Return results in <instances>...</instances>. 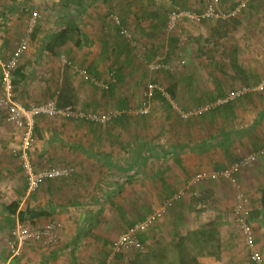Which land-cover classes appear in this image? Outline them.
Returning <instances> with one entry per match:
<instances>
[{"label": "rangeland", "instance_id": "rangeland-1", "mask_svg": "<svg viewBox=\"0 0 264 264\" xmlns=\"http://www.w3.org/2000/svg\"><path fill=\"white\" fill-rule=\"evenodd\" d=\"M150 1L154 2V0H149V2ZM241 1L243 0H222V9L228 12L234 9ZM177 4V6L191 11L203 10L201 0H178ZM175 6L176 4L164 3L160 6L159 10L157 8L151 9L154 10L155 13L160 11L164 14L170 12ZM96 7L97 6L94 8ZM102 8L104 16L102 19L106 22V17L108 18L110 8L107 6H102ZM251 11L254 12L252 13ZM114 12H116L122 20L125 16L135 17V15L128 12V8H124L123 11L115 9ZM249 15L261 18V16H264V8H259L256 13L255 9H251L250 6H247L238 16L232 17L227 21L218 19L207 21L200 25H194L184 21L181 23L179 32H177L176 35L170 39L169 35L166 34L164 30L165 28L163 30L161 29L162 34H159L157 40L159 41L161 39L160 44L163 43L164 48H168V50L172 53V57L169 59L172 64V70H170L169 73H156L148 71L149 69L147 68V63L149 56L147 55L150 54L151 50L154 49L155 46L151 42L146 44L143 41H139V49H134L133 54L131 53L130 56L131 62L133 63V65L131 64V67L133 69L129 72L126 71L119 83L114 82L106 89H100V87L96 84L83 87L85 90H88V93L90 92L89 94L91 96L100 100L99 107L96 110L92 108L93 111L102 113L117 111L121 114L124 113L118 108V104L120 100L124 99L122 95L126 93L125 98L130 101L128 114L134 117L135 115H133L132 112L142 103L147 83L150 80L156 79L167 91V87L176 84L175 82L178 78H180V76L188 74L190 70L194 68L200 69L198 75H201L202 79L205 81L201 80V87H199L202 90H206L205 92H200L201 96L199 98L200 101L203 102L209 99L208 95L213 94L211 96H214V93H218V82L222 83L223 88L225 87V89L232 88L233 90L245 86H249L254 89L257 88L262 82H264V23H252ZM54 17L57 16H54L52 12H48V14L45 12L44 15L42 13L40 25L37 23L34 28L37 29V26H39L40 29L45 32L47 28L51 27L52 22L50 19ZM59 17L60 14H58L59 21L54 18L56 20L55 22H57L56 25L59 30H64L63 27L66 23L61 20V17ZM130 20L132 21L126 20L125 18L129 28L135 32L134 35L137 36L135 28H139L140 24L141 27H143V25L136 19ZM262 21L264 22V19H262ZM148 23L149 22L146 24ZM80 25L83 27L81 26L79 29L83 32L86 28L84 26L85 24L80 23L79 26ZM97 26V30L98 32H101V34L105 31L108 33L114 32L113 34H115L114 29L111 28L109 24H107V27L104 25L102 27V24L98 23ZM261 28L263 30L260 31ZM250 31L259 32L255 36H251L249 35ZM78 35L80 36L82 33H75V36ZM172 38L178 40L176 46L170 45ZM112 41L113 40L111 38V42ZM72 44L71 39L68 41V44L60 50V52L62 51V53L66 54L65 56L70 59L73 57ZM171 49H175V52L176 50L182 49L184 58L186 59V66L178 67V60L174 51ZM94 54L98 53L95 51H87V48H82V50L75 55V58L77 59L76 62L79 63L87 57L88 59L97 58L95 61L97 66L102 63L104 64L103 68L107 71L104 81H111L109 73L114 69L115 60L107 59L106 54H102L100 56H95ZM57 57L54 56V58L50 57L48 59L52 58L51 63H55L57 65V71H59V60ZM100 59H102L103 62H101ZM91 62H94V60ZM45 70L50 71V67H45L42 72H45ZM70 70H67L65 74L62 75L64 77H61L64 80V84L67 82V92L71 95L70 99L72 101L76 97L72 92V87H74L72 80L77 82V79L73 77L72 74H74V72ZM57 75L60 77L61 73L57 72ZM214 76L215 78L221 76L223 80L213 82ZM208 78H210V81L213 82L212 87L209 86V81L207 82ZM115 84L117 85V92L114 93V97H110L109 89L111 86H116ZM178 87L179 89H182L177 91V95L175 99H173L174 106H176L177 109L172 107L173 116L176 118L180 117V111H186L194 105L192 99L190 98V92L186 89V84L184 86L178 84ZM183 87L185 89H183ZM91 102L92 101H88L83 98L80 102H72V104H76L80 108H85L84 106ZM254 102L256 103H253L252 106H249L250 102L249 104L247 103L244 109L241 106L237 108L236 115L233 117L232 122H229L238 132H240V135H238L236 140H231L227 149L231 152L230 155L232 156L228 155L225 148L218 144L219 142L223 143L222 138H218V133L222 132L230 135V133H228V128L230 126L227 127L224 124L221 129H209V131L206 132L205 137V133H200L201 140H199V143L203 141L208 143L211 138H215L217 142V145L211 148L208 153L200 154L195 149V153H189L188 151L183 152L179 148H174L171 152H176V155L174 154L175 156L172 157L173 159L167 160V164L165 166L156 159L151 158L147 163V168L151 173V176H146L145 173L143 175L144 179H148L147 182L140 181L137 178L133 179V183L132 181H130V183L128 182L130 177L131 179L134 178L136 168L130 171L129 174H119L118 177H116L117 174L114 172H107L108 177L105 176L103 179L107 183L106 188L109 186L111 191L110 202H120L123 198L124 202L122 204L124 205L126 203V206L128 205L129 207H132V210L129 211V214L126 215L125 219L121 217L122 213H118L117 209L111 206L110 203V205L106 207L105 215L99 221V223L101 222V225H103L102 228L104 231H96L92 228V225H89V227L87 226V221L90 220V217L87 215L82 216L77 214L79 212H75L74 214V211L68 210V205H72V201L70 200H67L66 202L62 200L59 207H64L63 211H60V216H56L52 219L59 221L63 218L61 222H59L62 223L66 221L65 223H68L69 226H71L72 222L75 223L80 221V225H84V230L80 233L83 236V244L76 250L78 255L82 254L89 258L92 262L90 264H105L104 252H108L111 249L114 239L124 232L121 228H123L124 224L127 223L126 221L131 220V224H133L137 221H133L135 220V213L137 211V215L140 214L139 219H141L153 211V209L157 208L159 203L165 201L164 199L166 196H164L163 192H158L157 188V186L160 187L164 184L160 178L156 177L158 169L161 170V168L164 167L165 172L162 177L165 183L172 182V178L179 180L180 182L174 180V187L179 189L184 187L188 181L199 172L219 169L220 166L217 165V162L223 160L222 157H225L224 159L228 162L225 165L230 166L235 162V159H239L242 156L248 155L250 152L258 149V145L254 147L251 146V141L253 136H264V98L260 99L257 97ZM151 105L150 114L152 118H159L161 110L156 108L157 106H154V104ZM4 112V108L0 105V207L4 204L12 203H18L20 206L22 203L24 205L25 202L27 184L21 163L12 155L13 148L19 142L20 133L17 128L13 126V124L8 122L6 112ZM220 114H224V111H220ZM62 124L63 121L59 120V118L53 117L48 118L45 126L48 128H54L62 127ZM77 125L76 123H72V134L65 131L66 134L63 136L64 140L60 143V146H58L60 150L59 157L57 159L56 156H53L57 159V162H54V159L51 158L50 163L43 164V166L39 169L72 165L77 168L79 160L85 159L86 162L87 160L90 162L89 160L93 158V160L99 161L100 154L104 155V153L106 154V151L114 153L119 162H121L120 165H122V167L128 165L126 153H119V148L117 145L115 146V143L110 144L106 142L105 147H103L104 151L92 150V152L88 151L87 155L84 154L85 148L91 150V144L87 142V137L84 134L88 133V128L86 125H84L85 129L78 127ZM42 127L43 126H41V128ZM163 128L164 126L162 125V127H159L158 130L160 131ZM75 133H79V135H81L78 136ZM112 135H114V133ZM114 136H116L115 141H118L119 136L116 133ZM224 136L226 137V135ZM105 141H108V139ZM176 142V139L171 140V143ZM72 143L79 145L72 146ZM35 144L36 145L33 151L37 150L35 153L39 154L41 147L39 148L38 146H41L42 143L37 141ZM80 146L82 147L79 148ZM98 147L101 148L100 145ZM47 157L49 158L50 156ZM206 160H209L207 161L209 165L204 167L203 162H206ZM100 161L102 162V159ZM93 164L101 165V163L96 162ZM190 167H193V169L190 170ZM237 178L238 180L236 181V185H233L223 179L216 181H204L202 183L200 182L195 184L182 201H180L177 205L175 204V207L173 206L172 209L167 211L163 220L155 226L157 231H154L156 228L153 227L145 233V250L143 252H134L130 254L129 262L126 264H158L159 261L155 259L154 252L158 255H163L165 258L167 256V260L172 261L171 263L179 262V248L173 243V240L178 241L177 244H181L182 242V247H186L189 251H191V254L194 255L193 257L197 260V264H251L243 237L234 220L233 205L237 189L245 192L251 201L250 216L253 220L254 227L255 225L258 226L257 233L260 229L264 231V212L260 210L261 192L264 189V157L260 158L251 168L243 170ZM119 180L121 181V187L119 183L118 185L116 183ZM71 181L72 180L56 181V185L51 184L49 189L59 190L62 186H68L71 184ZM101 183L105 185L104 181H101ZM118 187H120V189ZM46 188H48V186ZM94 188L96 187H92V189L90 188V191L87 190L88 193H86V198L84 199V201H87L85 205L89 203V199H91L90 202L94 199L93 194L98 191V189ZM102 188L107 190L104 186ZM119 190L121 192L119 194L116 193ZM112 191L114 193H112ZM35 193H33V195ZM154 193L158 194L157 198L151 197ZM130 194H134L133 200H135L139 194H146L147 199L141 203L136 200L138 201L137 206H131L132 202L127 201ZM33 203H39L36 197L33 198ZM98 203H100V201ZM161 229H163V231H161ZM156 232L159 234L155 235ZM11 233L12 230L9 231L8 229H4L1 231L0 240L4 242L5 238L8 239L11 237ZM259 238L260 237L257 239L256 235L257 244L259 243L258 247L263 252L261 248L264 249V232L262 235L263 240L261 241ZM120 259L115 260L114 264H122ZM192 264L196 263L193 262Z\"/></svg>", "mask_w": 264, "mask_h": 264}, {"label": "trees", "instance_id": "trees-1", "mask_svg": "<svg viewBox=\"0 0 264 264\" xmlns=\"http://www.w3.org/2000/svg\"><path fill=\"white\" fill-rule=\"evenodd\" d=\"M164 3L176 4L174 9L180 8V10H187L183 7L177 6L178 0L156 1V8H158V10H159L160 6ZM201 6H203V10L192 11V12H195L198 14H203L204 8H205L204 0H201ZM174 9H172L170 12L164 13V14L162 12L158 11L156 13V19L154 20V22L150 21L148 24H146L148 22V18H144V21L143 20L140 21L142 23L143 27H141V24H140L139 28L142 30H145V28L149 29L151 33L144 32V35L147 36L148 39H146L141 34V32H140V34L136 33V35L138 34L140 36V37H137L134 35L136 40L138 41V43H139V41H142V40L143 41H150L155 46V48L151 50L150 54L147 55V56H149L148 62L153 60V58L156 57L157 55H164V56H166V62L171 64V61L169 59L172 57V53L170 52V50H168V48H166V47L164 48L163 43L160 44L161 39L159 41L157 39H158L159 34H162L161 29L163 30L165 28L164 30L166 32L169 14ZM114 10H115V8H110L108 18L106 17V22H105V20L101 21V24L103 23V25L105 27H107V24H109L111 26V28H113L115 31V34H113V35L110 34V36H112V37L116 36L115 42H116L117 46L115 47V49L112 52H110L108 50V52H106L105 54H106L107 59H109V60L114 59L115 60V66L113 69L114 71H112V72L110 71L109 75L111 76V78H110L111 80H113V78H115L116 83H119L121 81L122 77L124 76V73L126 71L129 72V71H131V69H133L131 67L133 65V63L130 62V60L128 58L131 56V53L133 54L134 49L127 42V40L121 36L120 27L113 21L112 16H114V15L118 16L120 21H121V25L123 27H125L126 29L131 31L133 34L135 32H133L129 28L127 23L124 20H122V18L116 12H114ZM189 11H191V10H189ZM157 15H158V17H157ZM32 16H33V13L31 14V19H32ZM39 20H40V18L38 19L37 23L39 22ZM30 22H31V20H30ZM205 22H207V20H204L201 24H203ZM35 25H34V27H35ZM34 27L31 30V32L33 31V33L36 30ZM67 27H68V29L61 30L49 42L47 49L49 50V52H52V54L59 55L60 49L64 48L68 44V41L71 39H72V43H75V41H76L75 39H78L80 41V39H79L80 36L79 35L75 36V33H77V32L81 33V30L79 29V27H80L79 24L73 23L71 21L70 23H68ZM37 28H38V26H37ZM28 29H29V33H31L30 32V25H29ZM179 29H180V27H179ZM179 29L172 34H169V39L171 37H174L176 35V33L179 32ZM166 34H167V32H166ZM123 41H124V44L122 43ZM177 41H178L177 39L175 40L172 38V40L170 41V45L176 46ZM57 49H59V50L57 51ZM171 50L174 51L177 60H178V52L181 51V53L183 54L182 49L176 50V52H175V49H171ZM174 53H173V55H174ZM73 57L71 58L72 60L69 57H67V59L71 63V65L70 66L68 65L67 68L70 67V68L76 70V67L77 68L79 67L78 68L79 70L83 69L87 72L89 71V72H91V75L94 77L93 69L95 67H97L95 65L96 64L95 60H94V62H92V64L90 63V65H92V66L89 65L90 68H88V70H86L84 68H87L88 65H84V63L78 64V62L75 61V57L74 58ZM87 63H89V62H87ZM184 66H186V64ZM216 67H217V65H216ZM65 71H66V69H65ZM89 72H88V74H89ZM159 72L169 73L170 71H159ZM194 75H195V73H190L188 75H182L175 82L176 84L167 87V92L171 95V97L173 99H175V97L177 95V91L182 89V88L179 89L178 84H181L183 86L186 84V89L190 92L189 93L190 98L192 99V101L194 103V105H192L191 108H188V110L193 109V108L198 107V106H202L208 102H212L215 99L220 98V97H224V96L228 95L230 92H232L233 90H236V89L232 90V88L225 89V87L223 88L222 83L218 82V86H219L218 93H214V96H211L213 94L208 95L209 99L204 101V102L200 101L199 97L201 96L200 95L201 93L198 94V90H202V89L201 88L198 89L197 84H195L196 81L193 78ZM26 79H27V75L24 72H22V70L20 69V64H18V66L16 67V69L12 73V87H14L13 99H14V101L20 103L21 105H23V104L21 102H19L20 100L17 98L16 94H18L23 89V84L25 83ZM217 79H218V77H217ZM63 82H64V80H63ZM150 82L158 84L159 86H162L156 79L150 80L147 83V86ZM65 84L61 83L60 88L57 91V94L54 93L55 95L53 94L52 97L49 98V100H46L42 103H45L48 101H55L59 108H62L65 110L81 111L84 113L103 114L102 112H96V111H93V109H92V108H94L96 110L99 107V101L100 100L97 98L93 99V101L91 103L86 104V106H84L85 108H80V107H78V105L72 104V101L70 99L71 95H69V93L67 92L68 91L67 82ZM147 86H146L145 92L147 90ZM116 87H117V85L111 86V88L109 89L110 90L109 91L110 97L111 96L114 97V93L117 92ZM183 89H185V88L183 87ZM204 91H206V90H204ZM145 92H144V95H145ZM125 94L122 95V97H124V99L120 100L119 104H118V108L121 109L124 113H122V115L120 117H118L117 119H115L111 122H108L105 124H96L94 122H91V121H88V120L82 119V118H72V117H70V118H59V120L63 121L62 127L66 128V129L68 128L67 131L70 130L69 132L72 133V129H71L72 123H76V125L78 124L77 125L78 127H81L84 129H85L84 125H86V127L88 128V134H89L88 138H90L95 143H97L98 146L99 145L101 146V144H105L106 142L110 143V144L115 143V146L117 145L119 148V151H120L119 153H121V152L126 153L128 165H125L124 167H122V165H120L121 162H119L116 155L112 152L106 151V154L103 155L104 159L102 160V162H100L101 158H99V161L95 160L96 163H101V165H98V164L94 165V164L90 163L87 166V168L85 169L86 172L89 171V174L87 173L89 176L85 175V173L82 176V178H86V181H88V185L91 189H92V187H96L94 189H98V191H97L98 194L103 190L102 193L104 195L102 194V196H105V198H102L99 200L100 203H98L99 201L98 202L94 201L95 199L92 200V204L89 203L90 207L92 205V208H90L91 209L90 212L92 214L90 212H89L90 214L88 213L87 216L90 217V220H88L87 223L92 225V228H94V230H96V231H104V229L102 228L103 225H101V222L99 223V221L105 215L106 207L109 206L110 203H111V206H113L115 209H117L118 213H122L121 217L123 219H125L126 215L129 214V211L132 210L131 209L132 207H129L128 205L126 206V203L124 205L122 204L124 202L123 198H122V200H120V202H118V201L110 202L111 201L110 200L111 199V195H110L111 191H110L109 186L106 188L107 183L103 179L105 176L108 177L107 172L108 173L114 172L115 174H117L116 177H118L119 174L127 175V173L129 174L130 171H132L133 169L136 168L134 178L131 179V177H130L128 182L130 183V181H132V183H133V179H135V178L139 179L140 181L147 182L148 179L147 180L144 179L143 175L145 173L146 176H151V173L148 171V168H147V163L151 158L156 159L162 165L165 166L167 164V160L173 159L172 157H174L176 155L175 154L176 152H174V153L171 152V150H173L174 148H179L181 151H183V152L188 151L189 153H195V150L197 152H199L200 154L208 153V151L211 148H213L214 146L217 145V142H216L215 138H211V140L208 143H205L204 141L199 143L200 142L199 140H201L200 133H205V135H204V137H205L206 132H208L209 129H211V130L212 129L215 130L216 128L221 129V127L224 124L227 127L230 126L228 128V130H229L228 133H230V135L224 134L222 132L218 133L217 134L218 138H222V141H223V143L219 142L218 144L221 145L223 148H225V151L228 153V155H230L231 152L227 150L229 147V144H230L231 140L234 141L237 139L238 135H240V132H238L233 127V125H231V123H229V122H232L233 117L236 115L237 108H239L241 106L244 109L246 107L245 105L247 103L249 104V102H250L251 105L249 104V106H252L253 103H256V102H254V100L257 97H259L260 99L264 98V97H262V96H264V89L260 92L249 93V94H247L241 98H238L237 100H235L229 104H226V105H224L218 109L203 113L199 117L190 118L188 120L181 118L180 115H179L180 117H177V118L174 117L173 112H172L173 105L160 92H155V95L151 101V104H154V106H157L156 108L161 110V113L159 112L160 113L159 118L153 119L150 113L147 115H138V116L136 115V116L132 117L128 114V108H130L129 107L130 101L125 98ZM143 100H144V96H143ZM42 103H40V104H42ZM40 104H35V105H40ZM141 105L142 104H140V106ZM23 106L29 107L26 105H23ZM220 111H224V114H220ZM105 113H107V112H105ZM46 118H53V117L40 116L36 120L35 130H34L35 143H36L37 137H42L41 136V129H40L41 127L39 126L38 121L42 120V122L44 123V124H42V126H45V123L47 122V121H45ZM158 121H160V122H158ZM162 125L164 126V128L159 131L158 128L162 127ZM113 133H114V135L116 133L119 136L118 141H115L116 136L112 135ZM76 134L79 135V133H76ZM223 134L226 135V137ZM106 139H108V141H105ZM172 139H176L177 142L171 143ZM197 143H199V144H197ZM78 145L79 144H77L76 146H78ZM262 146L264 147V145H262ZM262 146H261V148H262ZM34 147H35V145H34ZM81 147L82 146H80L79 148H81ZM261 148H259V149H261ZM253 152H256V151H253ZM250 153H252V152H250ZM230 156H232V155H230ZM245 156H242L239 159H235V162L239 161L240 159H242ZM16 160H18V159H16ZM84 161L79 160V162L81 164L85 163ZM172 161L174 163H176L174 160H172ZM32 162L34 164L36 171L40 170L39 167L36 166L34 161H32ZM222 163H224L223 160H220L219 162H217V165L220 166V168L217 170L221 171V170H224L227 167H229V166L223 165ZM62 167H72V168H74L75 172L73 173V175L71 177L60 178L59 180H75V179H78L79 175L77 174V168L75 166L72 165V166H62ZM214 170H216V169H214ZM164 172H165L164 167L161 168V170L158 169V171L156 172L157 173L156 177L160 178L164 183L160 187L157 186V188H158V192L164 193V196H166V198L164 200H166L168 198H171L173 195H175L183 187L179 188V189L174 187V185H175L174 180L179 181L175 178H172L173 179L172 182L165 183V181L162 177ZM206 172H208V171H206ZM237 176L235 177L236 181L238 180ZM59 180L57 179L56 181H59ZM223 180H225V179H223ZM101 181H104L105 185H103L101 183ZM119 181H117L116 183H117V185L119 183L120 187H121V181L120 182ZM225 181L232 183L229 180H225ZM232 184L236 185V183H232ZM101 186L102 187L104 186V188H106L107 190L103 189ZM120 187H118V188L120 189ZM153 189H155V188H153ZM48 190L52 191L51 189H48ZM238 191H239V189H237L236 194ZM120 192L121 191L119 190L116 193L119 194ZM112 193H114V192L112 191ZM133 196H134V194H130L127 198V201L132 202L131 206H137L138 201H139V203H141L145 199H147L146 194L145 195L139 194L137 196V198H135V200H133ZM157 196H158V194L154 193L151 197L157 198ZM33 198H34V195L33 194H32V196L30 195L25 200L24 205L21 209H19L20 206L18 203L4 204L3 206L0 207V213H2V212L5 213V216L0 214V223L2 225V227H0V232L3 231L4 229H6V230L8 229L9 231L13 230L17 220H19L21 222H30L32 224L46 223V222H49L50 220L51 221L54 220V219H52V218H54V216H53L54 211L52 209L49 210L46 207L44 208L38 204H34ZM59 199H61V198H59ZM235 199H236V196H235ZM260 199H261L260 200V204H261L260 210L264 212V189L261 192V198ZM66 200H69V198H66ZM136 200H138V201H136ZM182 200H180V201H182ZM179 202H177L176 205ZM162 203H163V201L161 203H159L157 207L161 206ZM250 206H251V201H250ZM255 213H257V212H255ZM135 214H136V216L134 218L135 220H133V221H136V220L140 221L142 218L139 219L140 214L137 215L138 211ZM84 215L85 214H83L82 216H84ZM56 221H58V220H56ZM126 222L127 223L124 224L123 228H121L122 231H126L128 229V227L131 226L130 225L132 222L131 220H128ZM251 222H253L252 218H251ZM254 229L256 232V226L254 227ZM183 251L181 252L183 256L180 257V264H191V262L187 261L185 258L187 253H185V251H184V254H183ZM104 253H105V260H106L108 253H110V252L108 251V252H104ZM196 264H197V260H196Z\"/></svg>", "mask_w": 264, "mask_h": 264}, {"label": "crops", "instance_id": "crops-1", "mask_svg": "<svg viewBox=\"0 0 264 264\" xmlns=\"http://www.w3.org/2000/svg\"><path fill=\"white\" fill-rule=\"evenodd\" d=\"M95 6L97 7L94 8ZM102 6L103 7L107 6L108 8L109 7L115 8L118 11H123L124 8H128V12H130L132 15H135V17L125 16L126 20H129V21H132L130 19H136L137 21H141L143 20V18H148L149 20L148 22L150 21L154 22V20L156 19V13L154 10L151 9V8L153 9L156 8V0H154V2L152 1L149 2V0H0V63L4 61H8L11 58V56L17 50L20 44V41L23 38L26 37L29 39L28 50L24 54V56L22 57L19 63L20 69L22 70V72H24L27 75V79L25 83L23 84V89L18 94H16L17 98L20 100L19 102H21L23 105H26V106H32L35 104H40L46 100H49V98L52 97L54 93L57 94V91L60 88V84L63 83L62 77L64 76L62 75H64L65 72L70 69L74 72V74H72L73 77L77 79V82H74L72 80V83H74L73 85L74 87H72V90H73L72 92L76 96L72 100V102L78 103L83 98L88 101L89 100L93 101V99L95 98L89 94L90 92L88 93V90H85L83 88L89 85L92 86V84H94L93 81H95L101 89H106L108 88L109 85H112L114 82H116L115 78H113V80L111 81L109 80L104 81V79L106 78L107 71L106 69L103 68L104 64L102 63L98 64V66H97V63L95 64L97 67L93 69L94 77L91 75V72L88 71L90 75V79L93 81L86 80L78 71L79 67L78 68L76 67V70L70 67L69 68L66 67L65 68L66 71H65V69L63 70L62 68L61 56H65L66 54H63L62 51L61 52L59 51L60 52L59 55H54L52 54V52H49V50L47 49L49 42L61 30V29L60 30L58 29L56 25L57 22H55L56 21L55 19H58V14H60L61 20L66 23L63 29H68L67 23H70L71 21L73 23H78V24L84 23L85 24L84 26L86 27L84 29L85 32L81 31L82 35H80V38H79L80 41L77 39L76 45L75 43L72 44V56L75 57V55L80 50H82V48L84 49L87 48V51H92V52L95 51L96 53H98V54H94L95 56H98V55L100 56L102 54H105L106 52H108V50L112 52L117 46L115 42L116 36L112 37L110 36V34L113 35V33H108L106 31L104 32L105 34L104 33L101 34V32H98L97 30V27H98L97 24L101 23V20L104 21V19H102L104 18ZM249 6L251 9H255V12L257 13L259 8L260 9L264 8L263 7L264 0H252L248 4V7ZM34 12L39 13L41 19H42V13L44 15L45 12H47V14L48 12H52L54 16H57V17H54L55 19L54 18L50 19V21L52 22L51 27L47 28L45 32L41 30L40 27L38 26V28L35 30L34 33L33 31L29 33V29L27 30V28L30 25V20H31L30 16ZM251 12L253 13L254 11H251ZM125 18L123 17L124 21H125ZM249 18L251 19L250 21L252 23H255V22L256 23L260 22L261 24L264 23L262 21V19H264V16H261V18H258V17H255L254 15H249ZM41 19L39 20L38 25H40ZM81 26L82 25H80V28ZM102 27H103V23H102ZM135 30L137 31L138 34H140L141 32V34L146 39L148 38L147 36L144 35V32L151 33L150 30L146 28L145 30H142L140 28L139 29L135 28ZM261 30L263 29L261 28L260 31ZM258 32L259 31H250L249 35L255 36L256 34H258ZM138 34L137 36L140 37ZM111 38L113 40L112 42H111ZM143 42L148 44L150 41H143ZM122 43L124 44V41ZM58 50L59 49H57V51ZM54 56L56 57L58 56L57 58L59 60V65H58L59 71H57V65L55 63L54 64L51 63L52 58L48 59L50 57L54 58ZM130 58L131 57H129L128 59L131 62ZM93 60L96 61L97 58L88 59L87 57L85 60L80 61L78 64L84 63V65H88L87 68H84L88 70V68L92 66L90 65V63L92 64L91 61ZM75 61H77L76 58H75ZM88 61L90 62L87 63ZM100 61L103 62L102 59H100ZM45 67L47 68L50 67V71L45 70V72L44 71L42 72V70ZM55 69H56V72H55ZM199 71H200L199 68H194L190 70V72L188 73V74L195 73L193 78L196 81L195 84H197L198 89L199 87H201V80L204 81V79H202V76L198 75ZM57 72L61 73L60 75V77L62 76L61 78L59 77V75H57ZM216 79L217 78H215L214 76L213 82H217V80L218 81L223 80L221 76L218 77L217 80ZM210 80L211 79L208 78L207 82L209 81V86L212 87L213 82H211ZM4 90L5 89L2 85V70L0 68V100L3 98ZM203 91L204 89L198 90V94ZM45 121H48V118H46ZM38 122H39L38 124L40 127L42 126V124H44L42 120ZM40 129H41L42 137H37V140H36V143L37 141L42 143L41 146L38 144L39 145L38 147L39 148L41 147L40 153L39 154L35 153L37 150L32 151L31 153L32 161H34L36 166L39 168H41L43 164L50 163L51 158L54 159V162H57V159L60 153L58 146H60V143L63 142L64 140L63 136L66 134V132H68L69 134H72L71 132L67 131L68 128L66 129L64 127L48 128L46 126H43ZM84 134L87 136V142L91 144L90 145L91 150L88 148H85L84 154L87 155L88 151L92 152V150H100V151L103 150L102 148L105 147V144H101V148H98V144L95 143L90 138H88L89 134L88 133H84ZM262 145H264L263 135H257V136L252 137L251 146L253 147L257 146V148L259 149L261 148ZM72 146H76V145L72 143ZM258 149H256L255 151H257ZM47 156H50V157L48 158ZM53 156H56L57 159L54 158ZM100 158L103 160L104 159L103 155L100 154ZM222 158L224 161V163L222 164L223 165L227 164L228 162L224 159L225 157H222ZM82 160L84 161L85 159H82ZM89 161L90 162H88L87 160L86 162L85 160L84 161L85 163L81 164L80 162H78L77 163L78 165L76 164L77 174L79 175L80 178L78 177V179L72 180L71 184H69L68 186H62L61 188H59V190L51 189L52 191H50L48 189L51 186V184L56 185V180H52V181H47L39 190H37L36 192L39 191L38 193L34 192L35 193L34 197H36V199H38V202H39L38 205L44 208L46 207L49 210L52 209L54 211L53 216L56 217V216H60V211H63V208H64L62 206L59 207V204L62 203V200L66 202L67 201L66 198H69V200L72 201V205H68L69 207L68 210L74 211L73 212L74 214L75 212H79L77 213L79 215H83V214L88 215V213L91 211L90 208H92V205L90 207L89 203L92 204V202H90L91 199H89L88 201L89 203L85 205L87 201L86 200L84 201V199L86 198L85 197L86 193L90 191V187L88 185V181H86V178H82V176L84 173L85 175L89 174V171L86 172L85 169L90 163L93 164L95 162L93 158H91ZM207 161L209 160H206V162H203L204 167H207L209 165ZM192 169L193 167H190V170ZM45 186L46 187L48 186V188H46ZM102 191L99 194H97L98 192L93 194L94 199H95V200L93 199L94 201L98 202V200H100L101 198H105V196H102L103 194ZM31 194L33 193H29L27 191L25 200ZM58 197L61 199H59ZM22 207H23V203L20 205L19 209H21ZM0 214L5 216L4 212ZM62 219L63 218H61V220ZM61 220L59 221L61 222ZM65 222H62L63 231H62V238H61L60 243L52 247H41L39 245L30 247V248H27L25 252L21 256H18V257L11 256L8 245H7V238H5L4 242L0 240V264H78V263L90 264L92 263L89 258L85 257L82 254L78 255V252L76 251L77 249L80 248L79 246H82L83 244L82 243L83 236L80 233L84 230V225H80L79 223L80 221H77L75 223L72 222L71 226H69V224ZM89 225L90 224L87 223L88 227ZM255 226H256L257 239L258 237H260L259 239H261L262 241L263 240L262 235L264 231L260 229L258 232L259 233L258 235L257 233L258 226L257 225ZM0 227H2L1 224H0ZM154 231H157V228ZM161 231H163V229H161ZM158 234L159 233L156 232L155 235H158ZM144 237H145V234L142 236L143 242H145ZM177 242L178 241L173 240V243L177 245V247L179 248V251H178L179 258H180V255L181 257L183 256L181 252L184 250L185 253H187L185 256L186 260L191 262V264L193 262L196 263V258L193 257L194 255L191 254V251H189L188 248L186 247H182V242L181 244H177ZM149 247H152V246H149ZM261 249L263 250V253H264V249L263 248ZM184 251H183V254H184ZM108 256H109V253H108ZM154 257L157 261H159L158 264H180L179 263L180 260L179 262L171 263L172 261L167 260V256L165 258L163 255L162 256L158 255L156 252H154ZM120 258L118 257L115 260H119ZM106 260H105V263H106Z\"/></svg>", "mask_w": 264, "mask_h": 264}, {"label": "built area", "instance_id": "built-area-1", "mask_svg": "<svg viewBox=\"0 0 264 264\" xmlns=\"http://www.w3.org/2000/svg\"><path fill=\"white\" fill-rule=\"evenodd\" d=\"M160 1V0H156ZM252 0H243L237 4V6L226 12L222 9V0H204V12L198 14L189 10H180V8L174 9L168 17V23L166 32L172 34L176 32L181 23L187 21L194 25H200L204 20H222L227 21L232 17L238 16L251 2ZM113 21L120 27V33L123 38L131 45L133 49H139V43L136 40L134 34L121 25V21L118 16L114 15ZM40 18V14L33 13L30 22V32L34 25ZM29 47V39L23 38L14 54L8 61L0 63L2 70V85L4 87V95L0 100V105L6 112V118L10 124H13L20 133L19 142L13 148L12 155L19 160L23 168L26 182L27 191L34 193L39 190L47 181L57 180L60 178H69L75 172L72 167H49L36 171L31 159V152L35 145L34 130L36 120L40 116L56 117V118H82L96 124H105L111 122L122 114L115 111L103 114L84 113L81 111H71L59 108L55 101H48L40 105H32L25 107L20 103L14 101L12 87V73L20 63V60L27 52ZM63 70L71 65L69 60L65 57H61ZM178 67H182L186 64L184 55L178 52ZM147 68L150 72L170 71L172 65L166 62V56L157 55L150 62L147 63ZM80 74L86 79L91 80L90 75L85 70H79ZM93 81V80H91ZM94 84L98 85L95 81ZM264 89V82H262L257 88H251L245 86L233 90L228 95L215 99L212 102H208L202 106L195 107L187 111H180L181 118L188 120L190 118H196L203 113L213 111L226 104H229L238 98H241L249 93L255 91H262ZM155 92L162 93L174 106L173 98L171 95L158 84L150 82L147 86V90L144 95L142 105L132 112L133 115H147L151 110V101L155 95ZM264 157V147L262 146L256 152H252L239 161L233 163L224 170H212L208 172H199L193 176L188 183L180 189L171 198L166 199L161 206L155 208L153 211L145 215L140 221L132 224L126 231L120 234L112 243L109 256L105 264H113L115 259L121 257L122 264L129 262V255L134 252H143L145 250L142 236L150 229L155 227L161 222L167 213V211L182 200L186 194L197 183L204 181H216L219 179L229 180L232 183H236L235 177L243 170H247L255 165L260 158ZM250 198L248 195L239 190L236 194V199L233 205V216L235 223L237 224L241 235L243 237L247 253L252 264H264V254L260 250L257 244L256 232L253 222L250 217ZM63 225L56 220H50L46 223L32 224L30 222L17 221L14 229L12 230L11 237L7 239V245L12 257L21 256L27 248L34 246L52 247L61 242Z\"/></svg>", "mask_w": 264, "mask_h": 264}]
</instances>
